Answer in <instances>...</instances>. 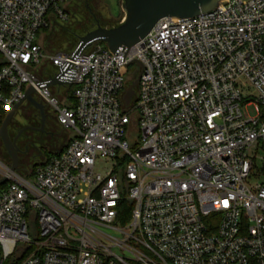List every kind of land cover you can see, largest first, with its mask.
Masks as SVG:
<instances>
[{"label":"built area","instance_id":"obj_1","mask_svg":"<svg viewBox=\"0 0 264 264\" xmlns=\"http://www.w3.org/2000/svg\"><path fill=\"white\" fill-rule=\"evenodd\" d=\"M70 1L0 0V107L34 87L71 131L31 177L0 162V264H264V0L160 18L127 53L97 42L41 76L38 33Z\"/></svg>","mask_w":264,"mask_h":264},{"label":"water","instance_id":"obj_2","mask_svg":"<svg viewBox=\"0 0 264 264\" xmlns=\"http://www.w3.org/2000/svg\"><path fill=\"white\" fill-rule=\"evenodd\" d=\"M220 1L222 0H123V10L125 12L123 19L116 26L112 27L97 24L94 29L80 36L71 59L75 60L79 58L80 53L84 49L97 42L104 43L108 49L116 55L119 51L127 53L129 48L151 31L160 18L166 16L174 18L197 16L200 13L213 10L218 6ZM138 64L141 65L139 62ZM139 76L140 74L133 81L128 83L125 90L124 100L128 105L136 94ZM65 83L70 82L62 81L60 75H55L46 85L53 86ZM34 92V87H29L20 102L9 110L0 126V138H2L12 158V164L8 168L15 174L18 172L19 167V148L16 146L15 141L10 139L8 125L25 101L44 114L43 103L33 95ZM7 181L8 177H0V186ZM23 248H25V246H23ZM20 257L21 254H18L17 258Z\"/></svg>","mask_w":264,"mask_h":264},{"label":"rangeland","instance_id":"obj_3","mask_svg":"<svg viewBox=\"0 0 264 264\" xmlns=\"http://www.w3.org/2000/svg\"><path fill=\"white\" fill-rule=\"evenodd\" d=\"M67 11L70 13L71 19L68 23L53 25L51 28L43 30L39 37V43L43 47V57L40 64L39 73L41 76L54 75L56 68L51 64L50 57L58 53L72 52L79 42V37L86 34L88 31L94 29L97 24L102 26L112 27L116 26L125 16L123 10V0H72L66 5ZM137 63H133L129 66L130 73H135L138 68ZM137 75H130L128 83L133 81ZM51 91L60 98V102L64 105H70L66 100V92L60 91L58 87L51 88ZM71 93V91H70ZM30 104L25 101L20 107V114L28 115L30 112ZM16 115V117L18 116ZM18 116V117H19ZM16 119V118H15ZM20 118L16 121H20ZM55 124L60 125L57 120H54ZM53 124V123H50ZM136 127L133 125V130L130 133V139L136 138ZM55 139L51 144L43 147V156L37 155L35 159H31L29 163L26 162V158L22 160L19 166L18 172L20 175L31 177L34 173V168L43 163L52 153L60 151L67 144L71 133L63 128L56 129ZM134 149V147L132 148ZM262 154V153H261ZM0 162L8 167L12 164V158L8 155H0ZM261 167V161L258 159V165L255 169ZM264 181V178H258L251 176V181ZM130 222L129 220L126 222ZM105 229V228H104ZM116 236H118L116 234Z\"/></svg>","mask_w":264,"mask_h":264},{"label":"flooded vegetation","instance_id":"obj_4","mask_svg":"<svg viewBox=\"0 0 264 264\" xmlns=\"http://www.w3.org/2000/svg\"><path fill=\"white\" fill-rule=\"evenodd\" d=\"M38 100L41 101L40 99ZM41 102L44 106V114L39 109L30 105L28 115L20 114V117L18 115L19 109L8 125L10 139L15 141L16 146L19 148V166L25 158L26 162L29 163L31 159H35V156H43L42 148L51 144L53 139H55L54 131L59 128L63 129L61 125L55 124L54 120H57V118L50 106L43 101ZM16 115L19 117H16ZM15 118H20V121H16ZM0 155L10 156L2 138H0Z\"/></svg>","mask_w":264,"mask_h":264},{"label":"trees","instance_id":"obj_5","mask_svg":"<svg viewBox=\"0 0 264 264\" xmlns=\"http://www.w3.org/2000/svg\"><path fill=\"white\" fill-rule=\"evenodd\" d=\"M67 11V9H66ZM69 17L67 20L63 21V20H56L54 21L52 24H50V26H48L47 28H51L53 25H60L61 23L64 24V23H68L71 19V16H70V13L67 11ZM118 23H116L115 25H117ZM114 26V25H113ZM45 28V29H47ZM43 29V30H45ZM41 30L39 33H38V37L40 35V33L43 31ZM38 43H39V40H38ZM40 44V43H39ZM104 46H106L104 43H102ZM41 45V44H40ZM42 47V46H41ZM76 48V47H75ZM43 49V47H42ZM69 91H71V87H69ZM72 105H73V102H72ZM9 112V110L5 109L4 107H0V126L4 120V118L6 117L7 113ZM135 121V120H134ZM66 146V145H65ZM65 148V147H64ZM64 148H62L60 151H57L55 153H52L47 159H49L52 155L54 154H60ZM46 159V160H47ZM44 162V161H43ZM36 167L34 168V171H35ZM34 174V173H33ZM262 177L264 178V167H263V171H262ZM10 181H7L6 183H4L3 185H1L0 188H6L8 186ZM133 208H134V204L133 202L127 200V199H123L120 203V214H119V220H121L123 223H126L128 220L130 221L131 220V216H132V211H133Z\"/></svg>","mask_w":264,"mask_h":264},{"label":"crops","instance_id":"obj_6","mask_svg":"<svg viewBox=\"0 0 264 264\" xmlns=\"http://www.w3.org/2000/svg\"><path fill=\"white\" fill-rule=\"evenodd\" d=\"M68 132V131H67ZM69 134V133H68ZM18 174H20L19 172H17ZM23 176V175H22ZM25 177V176H24ZM27 177V176H26Z\"/></svg>","mask_w":264,"mask_h":264}]
</instances>
